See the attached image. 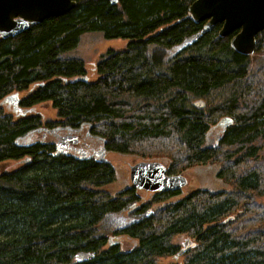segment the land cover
I'll list each match as a JSON object with an SVG mask.
<instances>
[{
	"label": "trees",
	"instance_id": "trees-1",
	"mask_svg": "<svg viewBox=\"0 0 264 264\" xmlns=\"http://www.w3.org/2000/svg\"><path fill=\"white\" fill-rule=\"evenodd\" d=\"M75 1L60 16L0 37V101L17 92L23 111L50 101L57 115L6 112L0 104V164L22 162L0 170V264H160L180 252L174 239L182 234L196 244L169 264H264L257 200L264 195V29L250 56L231 47L232 34L219 35L221 23L203 30L205 21L190 19L193 0ZM94 31L129 42L102 53L98 76L85 80V59L67 54ZM222 116L232 123L206 145ZM53 123L90 126L108 151L160 157L169 174L216 162L230 190L195 189L146 215L142 206L108 230L103 220L123 211L134 191L104 188L115 179L110 162L53 155L54 143L26 140L31 129ZM111 233L135 243L122 250ZM81 253L91 257L77 260Z\"/></svg>",
	"mask_w": 264,
	"mask_h": 264
},
{
	"label": "water",
	"instance_id": "water-1",
	"mask_svg": "<svg viewBox=\"0 0 264 264\" xmlns=\"http://www.w3.org/2000/svg\"><path fill=\"white\" fill-rule=\"evenodd\" d=\"M108 1L114 4L118 0ZM75 5V0H0V37L18 34L30 24L39 23L51 16H60ZM187 16L196 23L205 21L203 30H209L221 23L219 35L223 37L232 34L229 40L231 47L238 53L250 55L255 50L256 34L264 29V0H193L188 5ZM200 33L185 39L184 43L194 40ZM84 79H87L86 76ZM2 102L12 105L15 112H26L18 104L17 92L7 95ZM193 105L204 107L205 103L202 99H195ZM232 120L231 117L224 116L216 126L225 127ZM65 129L73 130L70 127ZM78 140L75 133L61 136L55 142L52 154L67 153L68 143L74 144ZM99 157L105 158L104 147L101 148ZM26 158L29 159L28 156ZM166 170L167 167L160 161L141 160L129 166V177L134 188L155 192L174 191L187 183L182 174H169ZM109 242L111 243L110 237ZM195 244L194 241H187L180 251L183 252ZM89 257L91 254L81 253L76 258L85 260Z\"/></svg>",
	"mask_w": 264,
	"mask_h": 264
},
{
	"label": "rangeland",
	"instance_id": "rangeland-1",
	"mask_svg": "<svg viewBox=\"0 0 264 264\" xmlns=\"http://www.w3.org/2000/svg\"><path fill=\"white\" fill-rule=\"evenodd\" d=\"M128 42L129 39L127 38H105L100 31L89 33L87 32L82 35L78 47L75 50L70 51L67 55H76L85 59L84 67L87 75L85 76L86 78L90 77L91 80H94L98 76V73L94 69V63L99 58V56L108 49L123 50L126 48ZM172 52L174 51L169 52V54H171ZM256 55L257 57L259 56L258 53H256ZM26 91H30V89L21 92L20 96H23V94L25 95ZM0 104L6 112L13 110L12 105L8 104L7 102H2L1 100ZM24 111H26L25 113L37 112L42 116L43 119L49 118L53 121L57 119L56 110L52 106L50 101L35 103L33 107H27ZM220 119L218 117L216 122H218ZM214 125L215 124H212L210 130L206 134V145L214 144L220 137V127ZM85 130L86 128L84 129V131ZM35 135L36 138H40V134L36 133ZM47 137V139H54L53 135L50 134H48ZM106 157L114 167L115 179L111 183L106 184L104 188L107 189L112 195H117L119 192L132 189L136 196V198H133L128 202L127 208L125 210L121 211L119 214H110L105 217V219L103 220V224L104 227L108 230H116L129 220L136 218L135 212L137 209H134L136 206H138V208H140V206H145L148 209L144 213L146 215L151 211H155L157 208L180 199L181 197L185 196V194L195 189H203L210 192L230 190V186L216 175L219 169L218 163L209 162L182 168L180 171L174 173H180L185 176L187 179V183L180 188V192L178 194L172 195L167 199L159 200V195L157 194V192L146 189H136L132 186L129 177V166L141 160H157L165 164V166H167L168 168V162L166 160L160 157H158L157 159H150V157H141L135 154H124L114 151H106ZM19 163L20 165L22 164V162H18L16 160L1 163L0 170H8L11 168L14 169L19 166ZM167 173L169 172L167 171ZM257 200L264 204V195L258 197ZM109 237L111 240H114L115 243H118L121 246L122 250H127L135 243V241L131 238L113 233H111ZM174 241L182 248L184 247L185 242L194 241V239L188 235L182 234L176 237ZM180 256L181 255L177 253L176 255L160 258L159 262L160 264H169L173 261L180 262Z\"/></svg>",
	"mask_w": 264,
	"mask_h": 264
},
{
	"label": "flooded vegetation",
	"instance_id": "flooded-vegetation-1",
	"mask_svg": "<svg viewBox=\"0 0 264 264\" xmlns=\"http://www.w3.org/2000/svg\"><path fill=\"white\" fill-rule=\"evenodd\" d=\"M51 124V125H46V124H42L39 127H36L34 129H31L29 131V133L27 134L26 140L29 141V143H33V142H37L40 141L41 143L46 142H50V143H54V148H55V142L63 135H68L71 133H75L77 135V137L79 138L77 143H68V147H66L67 149V153H63V154H72V155H76L77 157H84V158H94L96 160H104L107 161V157H106V140L104 138H101L100 136L94 135L90 132V129L88 130V126L80 124L77 127H72L69 125H65V124ZM65 127H70L73 130L72 131H68L65 129ZM219 135L221 132L224 131V129L227 127H221L219 126ZM86 128V130L84 131V129ZM76 129V130H75ZM40 134V138H36L35 134ZM53 135L54 139H47V135ZM56 138V140H55ZM104 147L105 150V158L101 159L99 157V152L101 150V148ZM27 160V158H23L22 161ZM167 172V170H166ZM159 193V192H157ZM128 203L126 204L125 208L123 210H125L127 208ZM141 208V206H140ZM134 209H139L138 206H136ZM181 249V247L179 248V250ZM176 255V254H175ZM78 256V255H77ZM84 260V259H83Z\"/></svg>",
	"mask_w": 264,
	"mask_h": 264
}]
</instances>
